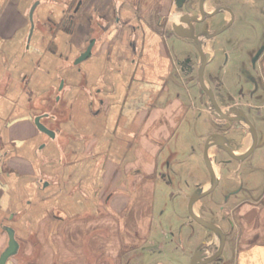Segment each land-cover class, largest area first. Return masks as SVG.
Wrapping results in <instances>:
<instances>
[{
    "label": "crops",
    "instance_id": "obj_1",
    "mask_svg": "<svg viewBox=\"0 0 264 264\" xmlns=\"http://www.w3.org/2000/svg\"><path fill=\"white\" fill-rule=\"evenodd\" d=\"M236 1L257 21L251 56L264 45V0ZM180 10L175 0H0V254L6 228L18 244L5 264H190L196 250L216 252L217 242L197 246L189 220L180 233L186 246L159 243L166 233L158 204L176 184L164 171H182L183 181L190 174L183 155L194 151L196 115L205 113L198 78L199 86L181 68L187 58L167 48L170 39L193 44L173 31L185 25ZM219 13L226 24L230 14ZM92 40L91 54L76 63ZM213 43L202 42L207 64ZM239 71L249 92L255 84L247 106L262 129L264 50ZM37 117L53 136L37 128ZM259 189L253 199L227 200V222L236 213L239 224L209 264H264V184ZM133 248L140 252L123 262Z\"/></svg>",
    "mask_w": 264,
    "mask_h": 264
},
{
    "label": "rangeland",
    "instance_id": "obj_2",
    "mask_svg": "<svg viewBox=\"0 0 264 264\" xmlns=\"http://www.w3.org/2000/svg\"><path fill=\"white\" fill-rule=\"evenodd\" d=\"M217 7L229 8L233 14V22L228 28L213 38V49L216 53V58L205 67V77L208 78V75H211L210 81L209 78L206 79V84L214 91L218 105L223 111H226L231 107H236L241 108L247 113L253 127L255 128L257 143L255 149L248 158L241 162L232 160L231 164L229 163L228 165L220 164L222 160L231 158L228 153L216 147L210 149V159L216 176L219 179V184L213 192L195 203L194 210L200 217L216 223L224 232H231L234 230L236 231L235 228L239 224H237L239 218L236 213H234V216H232L231 219V224L227 222L225 211H228L229 209L231 211L232 205L229 202L224 201L226 195L230 191L241 188L239 194L236 195V197H232L233 199H253L258 195V192H260V186H263L264 184V125H262L261 129L260 125L255 122V112L252 111V108L247 106L252 104L248 95L251 87L246 84L247 76L245 73H239V69L243 65H246V67L251 70L249 67L250 60L247 50L250 51L255 48L259 37L256 30L257 21L251 16V11L240 1L212 0V5L205 10L213 11ZM185 9H189L191 15H200L196 7V2L191 3L189 7L187 5L185 8H181L180 12H185ZM223 15V13H219L212 18H206L205 21L201 23H195L196 33L203 30L213 31L220 28L224 25H222ZM167 33H171L169 28ZM203 43L206 44L205 39L203 40ZM208 43L209 41L207 44ZM207 47L208 46H206L205 49L203 48V50H207L206 55L208 56L209 53L211 56V52ZM167 48L178 58L185 57V59H190L192 69L187 73L196 80L197 86H199L197 82V70L200 61L199 54L197 50L194 49L193 44L189 45L180 39H170L167 41ZM252 60L253 59H251V63ZM180 73L184 75L181 71ZM197 88L199 89V91L196 89L197 101H199L198 97L200 96L203 102L202 108L206 114H199V112H197V136L192 142L194 151L186 152V154L183 155V157L190 162V174H186L187 177L183 181L182 171L172 172L170 169H165L164 171L166 178L168 177L171 180L176 181V184H173V187L169 191L167 190L163 193L158 204L157 210L164 213V218H160L159 224L162 225V228L166 233L165 237H159L160 241H158L161 246H186L185 235H180V233H186L191 229L184 226L186 220L190 221L193 230L197 233V239L199 240L197 241L199 242V245H197L198 247L202 246L201 242L203 240L213 243L204 246H214V243L216 244L217 240L214 238L213 233L203 229L199 224L194 222L191 219L187 208L189 198L193 191L198 187L204 188L210 185L209 172L204 163L206 135L205 133L202 134V132H204V128L206 129L209 127V123L208 121L205 122V119H207V117L209 119L210 117L212 121L211 132L225 135L227 144L233 151L241 153L248 149L251 144V135L248 126L242 122L219 120L210 115V104L207 96L202 92L200 86ZM241 90L245 94V97L240 95ZM231 173L233 176L232 180L227 177ZM179 180L181 181L179 182ZM251 187H256L255 191L252 190ZM170 193H173L172 197H170ZM248 203L252 206V202ZM237 210L238 209L235 208L233 209V212ZM181 243L182 245H180ZM192 248L193 247L188 248L187 254ZM139 252V249L134 250L133 248L132 253H127L128 255L123 262H126L127 259L134 258ZM186 262L187 258L184 260L183 264H186Z\"/></svg>",
    "mask_w": 264,
    "mask_h": 264
},
{
    "label": "water",
    "instance_id": "obj_3",
    "mask_svg": "<svg viewBox=\"0 0 264 264\" xmlns=\"http://www.w3.org/2000/svg\"><path fill=\"white\" fill-rule=\"evenodd\" d=\"M185 1L186 0H175L176 7L182 8ZM206 1L207 0H199L198 8L200 15L198 14L191 15L189 13H185L182 16H180L179 20L181 22H185V25L181 23L176 24L173 26V31L176 35L180 37H186L191 39L193 46L195 47V49L199 54L200 62L197 70V78L201 89L208 98L211 114L219 120L245 123L248 126L251 135V144L245 152L237 154L227 145V139L225 135L220 133H211L206 138L205 146H204V163L209 172L210 185L204 188L201 187L196 188L189 198L187 208L189 215L191 216V219L194 222L199 224L201 227L210 230L214 234V238L217 240L216 241L217 247H216V252L209 257H205L203 255V251H204L203 249L196 250L191 258L190 264H209L213 262L220 256L223 247L225 245L226 233L223 231V229L220 226H218L216 223H213L211 221H208L200 217L194 210V204L198 200L202 199L203 197L213 192L219 183V179L216 176L212 161L210 159V155H209L210 149L213 147L221 149L227 152L231 156V158L241 162L245 160L253 152L257 143V134L255 128L253 127L251 121L249 120L245 112L241 108H236V107H231L228 110L223 111L216 101L213 90L209 88L204 81V69L207 64V58L203 51L202 42L204 39L208 40L214 38L215 36L223 32L226 28H228L233 22V14L229 8L217 7L213 11H207L205 10ZM221 11H226L230 14V20L226 24L213 31L203 30L198 33L195 32V23L201 22L206 18L212 17ZM31 13L32 10L30 11L29 14L30 20H31ZM93 43L94 40H92L87 46L86 50L80 54V56L76 60V63L85 60L91 54V48L93 46ZM263 48L264 47H261L257 51L256 55L254 56V60L258 58ZM35 124L40 131L50 136H53L52 132H50L43 125H41V123L39 122V117L35 118ZM6 231L8 233V245L5 248V250L0 254V264H5L7 259L15 254L18 247V244L14 237L13 230L11 228H6Z\"/></svg>",
    "mask_w": 264,
    "mask_h": 264
},
{
    "label": "flooded vegetation",
    "instance_id": "obj_4",
    "mask_svg": "<svg viewBox=\"0 0 264 264\" xmlns=\"http://www.w3.org/2000/svg\"><path fill=\"white\" fill-rule=\"evenodd\" d=\"M193 1H196L198 4H199V0H186L185 1V3H184V5L182 6V8H185L187 5H188V7L191 5V3H193ZM190 10L189 9H185V12H183L182 13V15L183 14H185V13H189V14H191L190 12H189ZM196 32V31H195ZM264 47V45H261L260 47ZM259 47V48H260ZM259 48L251 55V56H249V58H250V69L253 67V65H255V62H256V60H254V56H255V54L257 53V51L259 50ZM263 50H264V48H263ZM262 50V51H263ZM262 53V52H261ZM251 59H253L252 60V63H251ZM181 68L183 69V70H186V71H191V69H192V65H191V61H190V59L189 58H187L186 60H184L182 63H181ZM244 72H246V71H244ZM248 77H250L249 76V74H248ZM253 82V81H252ZM253 84V87H252V89L250 90V95L252 96V94L254 93L253 92V90L255 89V84L254 83H252ZM244 111V110H243ZM245 112V111H244ZM245 114L247 115V113L245 112ZM247 117H248V115H247ZM249 118V117H248ZM250 120V119H249ZM228 145V144H227ZM225 152V151H224ZM227 153V152H226ZM231 157V156H230ZM232 160H235V159H233V158H229V159H226V160H222L221 162H220V164H222V165H228L229 163H231V161ZM237 161V160H236ZM240 190H241V188H238V189H236V190H234V191H230L227 195H226V197H225V200L224 201H227L230 197H232V196H234V195H238L239 194V192H240ZM238 206L239 205H236L235 207L236 208H238ZM226 238H227V235H226ZM225 241H226V239H225ZM204 242V241H203ZM202 242V243H203ZM206 244V243H205ZM220 259V256L216 259V261L217 260H219Z\"/></svg>",
    "mask_w": 264,
    "mask_h": 264
}]
</instances>
